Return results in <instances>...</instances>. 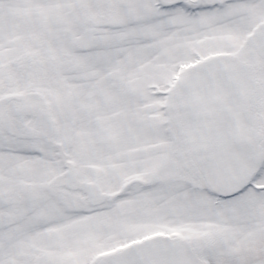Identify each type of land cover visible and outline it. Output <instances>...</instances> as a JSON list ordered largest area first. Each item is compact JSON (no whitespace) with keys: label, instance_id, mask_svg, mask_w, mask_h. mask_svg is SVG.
Wrapping results in <instances>:
<instances>
[{"label":"snow or ice","instance_id":"6c2138e0","mask_svg":"<svg viewBox=\"0 0 264 264\" xmlns=\"http://www.w3.org/2000/svg\"><path fill=\"white\" fill-rule=\"evenodd\" d=\"M0 264H264V0H0Z\"/></svg>","mask_w":264,"mask_h":264}]
</instances>
